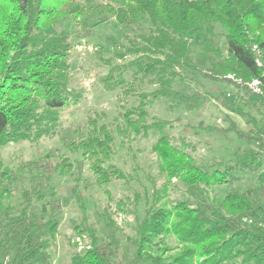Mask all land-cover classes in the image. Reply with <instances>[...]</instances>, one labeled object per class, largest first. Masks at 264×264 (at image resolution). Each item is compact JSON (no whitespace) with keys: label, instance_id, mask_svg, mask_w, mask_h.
Returning a JSON list of instances; mask_svg holds the SVG:
<instances>
[{"label":"trees","instance_id":"trees-1","mask_svg":"<svg viewBox=\"0 0 264 264\" xmlns=\"http://www.w3.org/2000/svg\"><path fill=\"white\" fill-rule=\"evenodd\" d=\"M138 15L146 16L152 29L127 38L114 54L121 64L106 59L110 68L101 77L106 89H122L121 121L110 126L94 120L77 140L63 135L67 153L49 148L15 169L0 163V263L55 264L50 248L62 210L55 176L80 175L89 154L88 169L102 187L123 177L109 161L116 147L156 130L153 151L164 180L152 188L143 216L133 225L130 257L103 241L84 214L76 228L88 234L89 247L74 250L64 264H264V0H0V149L54 138L61 131L60 111L83 97V87L70 86L73 43L57 29L61 20H71L84 37L109 19L126 25ZM217 25L224 30L226 55L204 42L195 56L192 38L212 35ZM127 69L147 78L154 89L127 83ZM216 74L257 80L260 91L240 83L235 92L254 113L247 116L249 133L238 135L248 146L204 164L161 133L172 122L151 115L149 108L160 97L196 106L197 96L181 93L175 81ZM128 95H136L134 104L127 105ZM249 177L256 190L239 186ZM16 183L19 188L13 187ZM177 183L200 189L172 199ZM220 187L230 189L221 193ZM79 194L83 198V190ZM169 237L175 238L174 245Z\"/></svg>","mask_w":264,"mask_h":264},{"label":"rangeland","instance_id":"rangeland-1","mask_svg":"<svg viewBox=\"0 0 264 264\" xmlns=\"http://www.w3.org/2000/svg\"><path fill=\"white\" fill-rule=\"evenodd\" d=\"M217 26L219 29H215L210 36L202 32L192 38L191 45L195 56L202 53L201 44L204 42L217 45L221 49L222 57L226 55L227 42L220 33L222 28ZM57 29L64 30L73 43L70 86L83 87L85 92L79 103L60 111L61 131L57 136L42 139L39 144L21 141L0 149V163L11 169H15L21 160L36 159L49 148H58L67 153L62 136L69 135L77 140L79 136L87 133L90 123L94 120L98 125L103 123L110 126L121 121L123 107L118 97H121L122 89L105 88L101 77L110 68L105 60L110 58L112 64H121V61L114 57L115 51L122 48L127 38L138 32L149 31L152 25L146 16L138 15L133 23L126 25H118L113 19H109L93 27L90 34L84 37L69 19L61 20ZM123 76L127 83L140 86L144 90H152L155 87L146 80L147 78L134 77L131 70L123 71ZM240 83L253 91H260L256 82L254 85L252 81H243L233 74H216L206 78L196 75L189 82L176 80L174 88L179 89L181 93L193 92L198 98L197 105L188 108L179 104L177 99L160 97L149 111L158 118L171 120L172 126L164 128L161 133L170 136L176 146L187 150L197 162L209 164L218 157L227 159L232 157L235 151L248 146L238 135L249 133L250 121L247 116H254V113L249 112L235 96V92L240 89L237 88ZM256 86L257 88H254ZM126 99L127 105L134 104L136 95H128ZM184 126L190 127L191 130L185 132ZM211 127L225 131H208ZM229 128L234 131H229ZM159 133L160 131L156 130L149 131L145 136H133L126 139L124 145H118L116 154L109 161L122 170L123 177L102 187L94 183V176L88 169L90 162L87 159L93 160L89 154L84 160L80 175L74 173L65 177L55 176L56 186L62 188L59 226L50 248L55 264H64L74 250L80 251L89 247L88 234L78 232L76 228L83 221L84 214L89 224L95 225L98 236L103 241H110L115 245L118 255L130 257L133 250V225L143 216L146 199L152 188L159 187L164 180L153 151ZM79 157V154L76 155V158ZM75 169L73 167V170ZM239 186L242 189H257L252 177L244 180ZM13 187L19 188V184L16 183ZM199 189H183L177 183L172 187L170 197L180 198L185 192L195 194ZM218 189L224 193L230 188ZM81 190L84 192L83 198L79 194ZM18 193V190L15 191L17 197ZM175 242L174 237L168 238L170 245ZM127 262L126 264L129 263Z\"/></svg>","mask_w":264,"mask_h":264},{"label":"built area","instance_id":"built-area-1","mask_svg":"<svg viewBox=\"0 0 264 264\" xmlns=\"http://www.w3.org/2000/svg\"><path fill=\"white\" fill-rule=\"evenodd\" d=\"M252 82H253V84L256 82L255 84L258 86V81H257V80H252ZM255 84H254V85H255ZM257 86L254 87V88H257ZM0 264H5V263H0Z\"/></svg>","mask_w":264,"mask_h":264}]
</instances>
